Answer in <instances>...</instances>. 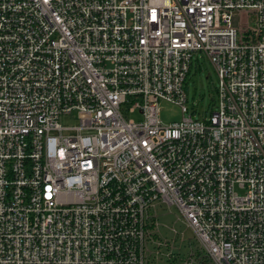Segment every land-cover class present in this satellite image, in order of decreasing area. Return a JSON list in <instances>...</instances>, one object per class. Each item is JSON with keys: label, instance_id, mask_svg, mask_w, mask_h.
Returning a JSON list of instances; mask_svg holds the SVG:
<instances>
[{"label": "built area", "instance_id": "2783aa9c", "mask_svg": "<svg viewBox=\"0 0 264 264\" xmlns=\"http://www.w3.org/2000/svg\"><path fill=\"white\" fill-rule=\"evenodd\" d=\"M0 264H264V0H0Z\"/></svg>", "mask_w": 264, "mask_h": 264}, {"label": "rangeland", "instance_id": "374dc122", "mask_svg": "<svg viewBox=\"0 0 264 264\" xmlns=\"http://www.w3.org/2000/svg\"><path fill=\"white\" fill-rule=\"evenodd\" d=\"M252 18L247 13L235 16L233 18V25L239 26L250 23ZM197 67L194 66L187 80V98L186 104L188 113H183L181 108L173 103L167 101L159 102L160 119L164 124H171L173 122H180L184 115L188 116L194 113L195 117L200 118L214 108L213 100L216 95V89L218 87V76L212 67V65L202 58ZM126 117L138 119L140 114H128L126 109L124 111ZM61 123L65 126H74L77 121L74 117H65L61 120ZM160 215L159 222L162 225L160 227L164 236H171L169 228H174L178 232L183 233L187 240H191L193 247L197 244L194 242L193 233L187 229L186 226L180 221L178 212L174 208H161L158 211Z\"/></svg>", "mask_w": 264, "mask_h": 264}, {"label": "trees", "instance_id": "16d2710c", "mask_svg": "<svg viewBox=\"0 0 264 264\" xmlns=\"http://www.w3.org/2000/svg\"><path fill=\"white\" fill-rule=\"evenodd\" d=\"M186 91H187V86H186ZM216 93V92H215ZM216 95H215V97H214V100H213V105L216 103ZM210 111V110H209Z\"/></svg>", "mask_w": 264, "mask_h": 264}]
</instances>
